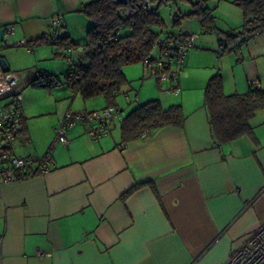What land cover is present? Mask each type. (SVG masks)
I'll list each match as a JSON object with an SVG mask.
<instances>
[{"label":"crops","instance_id":"1","mask_svg":"<svg viewBox=\"0 0 264 264\" xmlns=\"http://www.w3.org/2000/svg\"><path fill=\"white\" fill-rule=\"evenodd\" d=\"M93 1L0 0V28L6 31L0 57L7 71L21 74L14 90L23 108L19 135L8 150L41 157L51 148L54 159L47 173L0 184V264H222L264 224V109L250 120L248 134L219 143L204 89L215 74L226 95L246 92L252 78L264 89V32L239 51L219 55L217 38L201 26L199 33L177 31L198 35L179 72V93L146 76L142 62L124 66L125 83L114 100L121 117L111 132L91 140L86 125H75L64 146L54 141L64 112L107 103L103 96L84 99L60 79L64 61L44 66V59L64 50L37 41L48 38L49 19L61 14L58 35L74 42L76 27H90L79 9ZM68 57L89 59L79 48ZM40 71L61 82L32 86ZM152 100L163 109L180 105L182 127L123 140L122 120ZM9 101L0 97V109ZM36 249L45 254L36 256Z\"/></svg>","mask_w":264,"mask_h":264},{"label":"trees","instance_id":"2","mask_svg":"<svg viewBox=\"0 0 264 264\" xmlns=\"http://www.w3.org/2000/svg\"><path fill=\"white\" fill-rule=\"evenodd\" d=\"M155 2L152 10L144 8L145 0H96L84 4L79 12L88 18L92 25L86 31V42L82 51L88 55L87 63L80 59L71 61L70 70H76L75 80L67 76L65 82L74 91L86 99L103 96L107 105H114V89L119 90L125 83L122 72L124 66L140 63L151 54L152 44L157 36L174 37L181 35L172 29H166L164 21L157 12L160 5L171 0H151ZM192 5L193 10L179 15L174 25H179L181 19L196 18L199 25L207 32L215 31L212 10L206 0H184ZM242 12V23L239 30L220 31L228 36L231 42L237 32H264V0H237ZM131 7L136 12L129 18L124 13ZM123 26L119 38L106 42L109 31L117 26ZM126 31V32H125ZM40 41L57 48L75 46L68 36H59L57 41L49 42L41 37ZM99 42L103 48L98 46ZM60 55V53H59ZM61 81L56 75L40 71L32 86L51 87ZM204 104L208 113V122L212 136L219 143H226L248 134L251 131L250 120L257 111L264 109V89H248L244 93L226 95L222 90L220 74L212 76L204 89ZM106 105V106H107ZM184 115L180 105H172L167 109L160 106L158 100L148 101L132 109L122 120L121 131L123 140L135 138L144 131H150L163 126L182 127Z\"/></svg>","mask_w":264,"mask_h":264},{"label":"built area","instance_id":"3","mask_svg":"<svg viewBox=\"0 0 264 264\" xmlns=\"http://www.w3.org/2000/svg\"><path fill=\"white\" fill-rule=\"evenodd\" d=\"M129 5L130 0H126ZM144 8L152 10L151 0H145ZM136 11L128 7L124 13L125 18L131 17ZM61 21V14H55L49 19L48 41H57L58 28ZM123 26H117L109 31L105 37L106 42H113L119 38L123 31ZM7 31H12V27H7ZM217 38L216 52L221 55L226 50L239 51L240 47L250 41L258 33L237 32L231 42L228 36L220 31H212ZM196 33L181 34L174 37L157 36L152 44L151 54L141 62L146 76H153L159 83H169L170 87L166 92L177 95L179 88L176 85L179 72L183 67L186 52L191 48L197 39ZM20 44L25 45L22 40ZM98 46L103 48L99 42ZM67 54L76 53L78 47L69 45L62 48ZM63 51V52H64ZM69 79L75 80L78 77L76 70L68 71L66 75ZM21 74L19 72L0 70V97L8 95L10 101L8 105L0 109V184L25 179L35 174H44L50 171L54 163L51 148L41 157L16 156L9 152V144L19 135V128L23 115L22 95L15 91ZM257 78L248 81L249 89L259 88ZM117 92L116 89L113 91ZM121 112L115 105H107L98 110L67 109L58 125L55 128L56 143L64 146L68 145V132L71 127L79 124L87 126L89 139L97 140L101 136L111 132L112 122L115 118L120 119ZM1 239V237H0ZM43 251L36 249L35 255L42 256ZM222 264H264V224L255 229L244 243L231 251L228 258Z\"/></svg>","mask_w":264,"mask_h":264},{"label":"rangeland","instance_id":"4","mask_svg":"<svg viewBox=\"0 0 264 264\" xmlns=\"http://www.w3.org/2000/svg\"><path fill=\"white\" fill-rule=\"evenodd\" d=\"M155 7V2L151 1ZM207 5L212 10V16L214 20V25L217 31H234L239 30L242 23V12L238 5L237 0H206ZM192 5L189 2L184 0H171L166 1L158 8L157 12L162 17L166 27L172 29L173 31H197L200 32V25L196 18H185L181 19L179 25H174V20L182 14L192 11ZM88 26H91L92 23L90 20L86 19ZM86 26V28L88 27ZM76 35L74 36V42L78 44V48L82 49V45L86 42V29L84 26L76 27ZM126 32V31H125ZM81 51V50H80ZM70 54H67L61 51L60 55L57 58L52 56L51 59H44L41 63L44 66H50L51 63H54L53 60L59 59V61H64L66 63L63 69H60L58 74L59 78L65 81L68 69L70 67ZM74 55V53H73ZM53 65V64H52ZM136 64H130L128 66H136ZM61 67L60 64L55 65V70ZM123 68V71H125Z\"/></svg>","mask_w":264,"mask_h":264},{"label":"water","instance_id":"5","mask_svg":"<svg viewBox=\"0 0 264 264\" xmlns=\"http://www.w3.org/2000/svg\"><path fill=\"white\" fill-rule=\"evenodd\" d=\"M5 35H6L5 29L4 28H0V42L3 41V38H4ZM0 68L3 71H7L8 70V67L6 65L5 59L1 58V57H0Z\"/></svg>","mask_w":264,"mask_h":264}]
</instances>
